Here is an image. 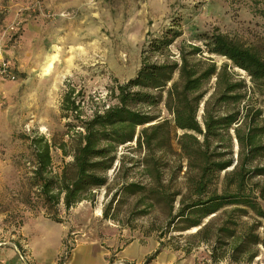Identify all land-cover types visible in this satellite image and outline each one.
I'll use <instances>...</instances> for the list:
<instances>
[{
	"label": "trees",
	"instance_id": "trees-1",
	"mask_svg": "<svg viewBox=\"0 0 264 264\" xmlns=\"http://www.w3.org/2000/svg\"><path fill=\"white\" fill-rule=\"evenodd\" d=\"M252 2L264 23V1ZM181 34L175 18L157 35H148L134 76L109 90L114 103L83 119L68 88L59 107L73 120L65 124L71 132L67 140L21 138L30 155L26 189L55 221L59 206L66 213L81 201L91 203L93 190L107 188V172L116 163L122 177L101 211L103 220L115 221L109 210L118 201L131 200V218L163 202L169 212L156 236L158 248L166 247L160 241L168 233L194 229L186 240L208 246L212 264H251L255 248L264 244L258 233L264 230V50L214 28L198 34V44L180 41L171 55L169 46ZM153 55L158 62L150 61ZM214 57L223 62L217 64ZM132 142L135 156H117L118 147ZM52 149L61 156L56 170ZM133 170L136 179L128 177ZM180 174L181 184L172 186ZM165 177L169 189L162 186ZM31 199L28 195V204ZM168 246L184 256L195 247L189 242ZM69 251L65 247L57 264Z\"/></svg>",
	"mask_w": 264,
	"mask_h": 264
},
{
	"label": "rangeland",
	"instance_id": "rangeland-1",
	"mask_svg": "<svg viewBox=\"0 0 264 264\" xmlns=\"http://www.w3.org/2000/svg\"><path fill=\"white\" fill-rule=\"evenodd\" d=\"M175 18L182 34L169 46L171 55L176 54L180 41L198 44L196 36L214 28L264 50V23L255 15L252 0H0V62H5L13 74V80L0 75V264H57L65 247L70 249L69 255L82 243L93 242L102 247L100 250L107 249V241L101 238L114 230L123 234L121 247L135 238L157 240L169 212L163 202L148 214L131 218V200L118 201L109 210L115 221L101 218L122 177L120 170L116 173V163L107 172V188L93 190L91 203L81 201L66 213L59 206L55 221L46 217L48 211L35 203L26 189L30 155L21 138L42 136L49 141H66L71 132L65 124L73 120L70 114L63 117L60 112L63 93L73 89L82 119L93 110L112 105L109 90L134 76L148 35H157ZM213 59L217 64L223 62ZM150 61L158 62L159 57L153 55ZM234 72L246 81L243 72ZM157 111L161 117L166 116L161 106ZM133 149V142L118 147L117 156H135ZM50 156L56 170L61 166L60 152L52 149ZM128 177L138 178L137 172L130 171ZM180 177L171 185L179 186ZM162 186L170 188L166 177ZM27 194L32 198L30 204ZM260 205L264 209V203ZM38 229L51 236L48 251L55 250L58 243L51 260L48 251L41 253L43 242ZM194 231L170 232L160 242L166 247L189 242L195 246L189 254L195 264H212L208 246L186 240ZM258 233L264 243V230L259 228ZM178 234L181 237L175 239ZM80 247L70 264H84ZM255 249L257 256L251 264H264V244ZM113 254L108 253L104 259L107 264L116 261ZM91 264L101 262L96 258ZM215 264L230 263L221 260Z\"/></svg>",
	"mask_w": 264,
	"mask_h": 264
},
{
	"label": "crops",
	"instance_id": "crops-1",
	"mask_svg": "<svg viewBox=\"0 0 264 264\" xmlns=\"http://www.w3.org/2000/svg\"><path fill=\"white\" fill-rule=\"evenodd\" d=\"M114 229H116L114 227ZM37 232L41 235L42 245H41V253L45 255L48 249L50 248L51 244V236L47 235L43 229L37 230ZM103 235V234H102ZM123 237V234L120 231L114 230L109 235H104L101 238V241H107V249H102V247L94 246L93 242L90 243H82L80 245H76L75 248L69 255L66 264H70L73 256L77 252L80 246H83V263L84 264H91L94 259H98L101 264H107L104 260L108 253H114L112 256L115 258L116 261H122L126 264H195V261L191 255L184 256L179 251H172L169 247L158 248V241L152 238H144L140 241L139 238L132 239L123 247L120 246L121 240L120 238ZM100 245V244H99ZM58 248L55 250H49L47 254H49L50 260L52 257H55ZM155 250H158L156 255L152 259L146 262V259L152 255ZM7 259L10 256H6ZM4 260V259H3ZM1 261V260H0ZM55 264V263H51Z\"/></svg>",
	"mask_w": 264,
	"mask_h": 264
},
{
	"label": "built area",
	"instance_id": "built-area-1",
	"mask_svg": "<svg viewBox=\"0 0 264 264\" xmlns=\"http://www.w3.org/2000/svg\"><path fill=\"white\" fill-rule=\"evenodd\" d=\"M0 75L4 76L5 78H8L10 80H13V74L8 71L7 64L5 62H0ZM61 256H64V252ZM126 264L122 261H111L110 264Z\"/></svg>",
	"mask_w": 264,
	"mask_h": 264
},
{
	"label": "bare ground",
	"instance_id": "bare-ground-1",
	"mask_svg": "<svg viewBox=\"0 0 264 264\" xmlns=\"http://www.w3.org/2000/svg\"><path fill=\"white\" fill-rule=\"evenodd\" d=\"M51 65V59L47 60V66L49 67Z\"/></svg>",
	"mask_w": 264,
	"mask_h": 264
}]
</instances>
